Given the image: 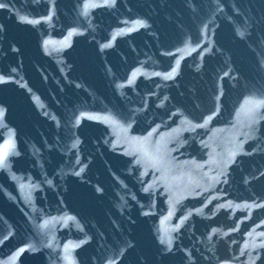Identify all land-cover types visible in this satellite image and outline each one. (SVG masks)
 <instances>
[{
    "label": "water",
    "instance_id": "95a60500",
    "mask_svg": "<svg viewBox=\"0 0 264 264\" xmlns=\"http://www.w3.org/2000/svg\"><path fill=\"white\" fill-rule=\"evenodd\" d=\"M0 264H264V0H0Z\"/></svg>",
    "mask_w": 264,
    "mask_h": 264
}]
</instances>
